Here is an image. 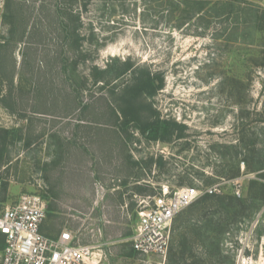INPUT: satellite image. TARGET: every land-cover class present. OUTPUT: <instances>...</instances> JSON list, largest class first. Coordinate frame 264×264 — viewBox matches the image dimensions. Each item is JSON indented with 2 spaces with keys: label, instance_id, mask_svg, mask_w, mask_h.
Listing matches in <instances>:
<instances>
[{
  "label": "rangeland",
  "instance_id": "rangeland-1",
  "mask_svg": "<svg viewBox=\"0 0 264 264\" xmlns=\"http://www.w3.org/2000/svg\"><path fill=\"white\" fill-rule=\"evenodd\" d=\"M153 120L172 134L149 139ZM0 176L100 264L157 263L128 242L134 194L215 186L175 216L165 264H264V0H0Z\"/></svg>",
  "mask_w": 264,
  "mask_h": 264
},
{
  "label": "built area",
  "instance_id": "built-area-1",
  "mask_svg": "<svg viewBox=\"0 0 264 264\" xmlns=\"http://www.w3.org/2000/svg\"><path fill=\"white\" fill-rule=\"evenodd\" d=\"M0 176V264H100L96 245L80 243L67 228L57 236L41 233L47 215L46 200L38 193L23 192L13 201L4 197ZM217 191L215 186L161 184L152 194H134L136 222L128 238L132 250L144 259L155 257L165 264L175 216L198 198ZM94 251L99 257L94 259Z\"/></svg>",
  "mask_w": 264,
  "mask_h": 264
},
{
  "label": "trees",
  "instance_id": "trees-1",
  "mask_svg": "<svg viewBox=\"0 0 264 264\" xmlns=\"http://www.w3.org/2000/svg\"><path fill=\"white\" fill-rule=\"evenodd\" d=\"M126 67H129V63L126 64ZM156 80L159 81V85L155 83ZM161 85H162L161 78L151 75L148 71H143L142 75L140 76V80H137L134 88L138 93L142 92L144 94L152 95L156 90V88H158V86ZM169 124L170 123L168 122H164L160 124L158 120L145 121V123L141 127V130L142 133L146 134V136L149 139H161V138L167 139V135L172 134L173 132V130L169 127ZM172 125H174V127L175 126L183 127L175 122H173ZM180 136L181 134H178V137ZM5 188H6V183H4V189ZM207 195H203V197H206Z\"/></svg>",
  "mask_w": 264,
  "mask_h": 264
},
{
  "label": "crops",
  "instance_id": "crops-1",
  "mask_svg": "<svg viewBox=\"0 0 264 264\" xmlns=\"http://www.w3.org/2000/svg\"><path fill=\"white\" fill-rule=\"evenodd\" d=\"M99 220V219H98ZM44 222V221H43ZM111 221H104V223H102L100 220H99V225H101V227H102V231H103V233H104V235L103 236H105V235H107V236H109V237H111L112 235H114V229H115V227H114V225H111L112 223H110ZM43 226V223L41 224V226H40V231L42 230V227ZM47 228H48V226H46ZM134 228V227H133ZM133 228H132V231H131V234H132V232H133ZM112 231V232H111ZM59 232L60 231H57V232H55L53 235H47V234H45V230H43V231H41V233H43L44 235H47V236H52V237H54V236H57L58 234H59ZM110 233H112V235H110ZM130 234V235H131ZM108 237V238H109ZM103 239H104V237H103ZM93 245H95V244H93ZM96 246H97V250H98V252L101 254V256L103 255V250H102V247H103V244L102 243H97L96 244ZM131 247V246H130ZM131 250H132V248H131ZM133 251V250H132ZM98 252H96V253H98ZM101 260H102V257H101ZM101 262V261H100Z\"/></svg>",
  "mask_w": 264,
  "mask_h": 264
},
{
  "label": "bare ground",
  "instance_id": "bare-ground-1",
  "mask_svg": "<svg viewBox=\"0 0 264 264\" xmlns=\"http://www.w3.org/2000/svg\"><path fill=\"white\" fill-rule=\"evenodd\" d=\"M98 257H99L98 253H96V251H94V259H96Z\"/></svg>",
  "mask_w": 264,
  "mask_h": 264
},
{
  "label": "flooded vegetation",
  "instance_id": "flooded-vegetation-1",
  "mask_svg": "<svg viewBox=\"0 0 264 264\" xmlns=\"http://www.w3.org/2000/svg\"><path fill=\"white\" fill-rule=\"evenodd\" d=\"M157 85H159V81L156 82ZM159 87V86H158Z\"/></svg>",
  "mask_w": 264,
  "mask_h": 264
}]
</instances>
